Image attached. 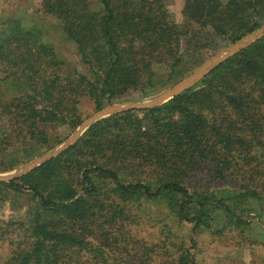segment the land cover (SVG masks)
<instances>
[{
  "label": "trees",
  "instance_id": "16d2710c",
  "mask_svg": "<svg viewBox=\"0 0 264 264\" xmlns=\"http://www.w3.org/2000/svg\"><path fill=\"white\" fill-rule=\"evenodd\" d=\"M39 4L76 44L85 67L64 72L40 28L17 17L1 20L0 63L16 76L5 78L26 83L2 104L10 122L4 140L45 148L60 142L51 133L55 125L81 123V96L98 110L114 98L162 86L220 41L236 42L264 19V0H184L180 22L166 0ZM261 149L264 36L219 62L194 88L161 106L102 118L58 155L0 182L30 191L33 199L27 220L6 223L20 235L10 238L3 264H156L152 247L163 239L151 245L134 231L140 224L135 208L152 203L195 229L210 228L215 210L242 227L245 204L264 205ZM177 264L197 262L185 250Z\"/></svg>",
  "mask_w": 264,
  "mask_h": 264
},
{
  "label": "rangeland",
  "instance_id": "374dc122",
  "mask_svg": "<svg viewBox=\"0 0 264 264\" xmlns=\"http://www.w3.org/2000/svg\"><path fill=\"white\" fill-rule=\"evenodd\" d=\"M166 2L174 19L180 22L184 0H166ZM39 8V0H0V22L6 17L21 16L23 25L35 26L42 30L43 40L53 45L57 56L63 60L64 72L75 70L83 72L85 67L79 61L76 44L64 37L59 21L55 17L40 12ZM262 28H264V19L261 20L260 26L254 32H259ZM231 46H233V42L220 41L216 51H209L205 55V59L189 64V70L183 76L162 86L149 88L143 92H133L122 98H114L102 108L145 103L164 95L165 98L153 107L161 106L173 98L171 97L173 93H181L189 88H194L203 76L194 82L192 79L199 76L213 57L225 53ZM12 70L0 63V144L3 142L2 149H0L1 175H10L33 159L59 147L73 136L79 126L100 110L95 109L94 103L86 95L81 96L78 104L81 123L75 129H72L68 124L55 125L51 129V133L55 140L60 142L54 144V141V145L49 148L34 144L21 146L17 141L4 140L5 135L10 131V122L2 104L8 102L13 91V94H18L26 89V83H22L24 82L22 79L14 81L10 78L13 80L10 81V79L5 78L6 76L10 77L8 75H11ZM18 75L22 76L20 72ZM11 77L16 76L11 75ZM8 82H13L16 87L12 88ZM89 126L81 132L74 143ZM259 152H264V149ZM11 179L0 180V182H8ZM208 186H212V184L209 183ZM225 186L226 188L230 187L229 185ZM213 188L215 191L222 187L215 186ZM242 203L241 205L236 203L238 209L244 206L245 202ZM32 207L33 199L30 191L15 192L0 184V264H3L9 256L10 246L8 242L10 238H15L16 234L20 235L19 230L14 232V225L10 226L6 223L15 220H27L32 214ZM135 209V218L140 222L134 229L138 236L144 238L151 245V242L163 239L161 247H152V255L156 264H177L179 256L185 250L194 254L197 264H264V205L246 203L242 214V219L245 220L246 224L237 228L227 221L221 210L214 211L210 228L195 229L193 224L189 222H178L175 216L160 203H152L145 205L144 208L137 207ZM154 239L156 241H152Z\"/></svg>",
  "mask_w": 264,
  "mask_h": 264
},
{
  "label": "water",
  "instance_id": "95a60500",
  "mask_svg": "<svg viewBox=\"0 0 264 264\" xmlns=\"http://www.w3.org/2000/svg\"><path fill=\"white\" fill-rule=\"evenodd\" d=\"M264 36V28H262L259 32L258 31H253L251 33L246 34L236 42H233V46H231L225 53L217 55L213 57L206 65L204 70L197 76L196 78H193L192 81L198 80L200 77L204 76L206 73H208L215 65H217L219 62L222 60L226 59L227 57L231 56L241 48L245 47L249 43L259 39L260 37ZM185 85V84H184ZM178 93H173L171 97L176 95ZM165 98L164 95L157 97L156 99L145 102V103H132V104H126L124 106H110V107H104L100 110H98L96 113H94L89 119H87L86 122H84L81 126H79L78 130L73 134V136L68 139L65 143L60 145L59 147L49 150L48 152L42 154L41 156L33 159L20 169H18L16 172L10 174V175H0V180H7L11 179L14 177H18L21 175L26 174L30 170L34 169L35 167L39 166L42 164L44 161L50 159L51 157H54L61 153L64 149L69 147L74 143V141L78 138V136L81 134V132L89 126L92 122L98 120L101 117L113 115L115 113L121 112L126 109H131V108H145V107H153L154 105H157L160 103L161 100Z\"/></svg>",
  "mask_w": 264,
  "mask_h": 264
},
{
  "label": "crops",
  "instance_id": "0c3cea01",
  "mask_svg": "<svg viewBox=\"0 0 264 264\" xmlns=\"http://www.w3.org/2000/svg\"><path fill=\"white\" fill-rule=\"evenodd\" d=\"M17 18H20V19H22V17L21 16H17ZM1 175V174H0Z\"/></svg>",
  "mask_w": 264,
  "mask_h": 264
}]
</instances>
